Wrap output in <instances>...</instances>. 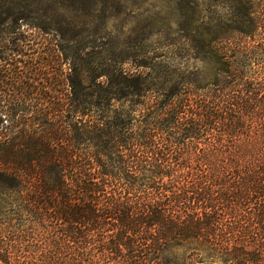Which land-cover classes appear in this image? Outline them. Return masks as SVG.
Returning <instances> with one entry per match:
<instances>
[{"label": "trees", "instance_id": "trees-1", "mask_svg": "<svg viewBox=\"0 0 264 264\" xmlns=\"http://www.w3.org/2000/svg\"><path fill=\"white\" fill-rule=\"evenodd\" d=\"M36 2L0 0V264H264V0L196 71L93 74Z\"/></svg>", "mask_w": 264, "mask_h": 264}, {"label": "rangeland", "instance_id": "rangeland-1", "mask_svg": "<svg viewBox=\"0 0 264 264\" xmlns=\"http://www.w3.org/2000/svg\"><path fill=\"white\" fill-rule=\"evenodd\" d=\"M233 5L234 0H37V20L32 23L60 28L68 43L81 44V51L74 50L91 74L112 62H122L130 71L163 72L170 64L181 72L186 66L196 71L200 61L186 47L196 43L195 31L230 23ZM12 56L21 69L24 63L17 60L25 55ZM32 103L37 104V98Z\"/></svg>", "mask_w": 264, "mask_h": 264}]
</instances>
